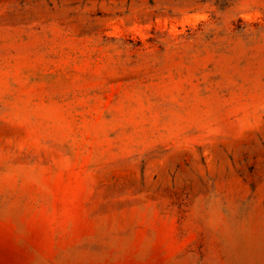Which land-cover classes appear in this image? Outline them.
<instances>
[{
	"label": "rangeland",
	"instance_id": "1",
	"mask_svg": "<svg viewBox=\"0 0 264 264\" xmlns=\"http://www.w3.org/2000/svg\"><path fill=\"white\" fill-rule=\"evenodd\" d=\"M0 264H264V0H0Z\"/></svg>",
	"mask_w": 264,
	"mask_h": 264
}]
</instances>
